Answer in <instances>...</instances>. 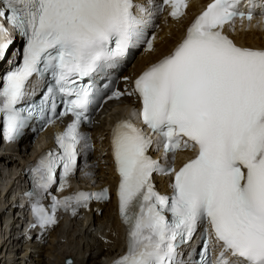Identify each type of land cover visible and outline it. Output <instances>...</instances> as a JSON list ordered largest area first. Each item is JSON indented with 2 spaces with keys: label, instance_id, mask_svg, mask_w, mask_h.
<instances>
[{
  "label": "snow or ice",
  "instance_id": "1",
  "mask_svg": "<svg viewBox=\"0 0 264 264\" xmlns=\"http://www.w3.org/2000/svg\"><path fill=\"white\" fill-rule=\"evenodd\" d=\"M240 0H213L187 30L175 51L136 79L140 117L162 138L164 167L148 153L153 139L133 122L118 123L112 147L120 176V214L128 227L127 254L116 264H264V49L238 46L225 26L254 13ZM173 19L184 16L187 0H162ZM147 10L134 0H0L6 20L25 42L21 62L0 80V116L7 139L21 135L30 118L45 124L71 115L57 134V150L31 169L37 225L56 223V211L108 199L107 190L52 196L51 214L42 204L57 185L62 190L77 169L81 148L91 138L98 92L86 81L125 58L145 36ZM152 36L147 50H153ZM0 23V59L14 43ZM50 77L40 99L30 100L32 78ZM132 93H129L131 95ZM113 92L108 99L119 98ZM62 108L58 113L57 109ZM198 150L177 171L179 151ZM59 173V175H58ZM173 175V193L161 195L153 174ZM203 228L199 260L185 261L181 247ZM71 264V262H69Z\"/></svg>",
  "mask_w": 264,
  "mask_h": 264
},
{
  "label": "bare ground",
  "instance_id": "2",
  "mask_svg": "<svg viewBox=\"0 0 264 264\" xmlns=\"http://www.w3.org/2000/svg\"><path fill=\"white\" fill-rule=\"evenodd\" d=\"M206 1L207 0H193L185 18L178 22H163L154 43L153 50L150 53L141 54V56L136 57L131 66L122 70L121 75L134 78L151 65L158 63L160 60L170 55L185 37L189 19L192 18L193 14L199 12V9L202 8V5L205 4ZM246 27L242 29L236 27L235 34L231 35L234 40L245 48L264 49V25H258L256 21H253L252 24ZM226 32L231 34L229 27L226 28ZM16 44L17 40H15V45ZM14 47L15 46L11 49L9 56L12 54ZM6 70H8L7 59H0V76ZM120 88L122 91H130V87L127 84H121ZM135 106L136 104L133 103L130 97H122L104 103L99 113L92 117L89 131L93 137L95 150L87 157L88 165L86 171L88 174L83 176L80 173L76 175V178L84 183L85 188L100 187L101 185L107 184L110 189L109 194L112 196H109L108 203L105 205L91 206L89 209L78 214L75 218L62 222L57 226L59 229H56L52 233V237L54 238L53 242L58 240V244L66 243V241L69 240L68 238L74 235H77L76 239L80 238V241L76 244L78 247L77 252L73 254L74 252H71V250H64V253L59 258L62 263L59 262L58 264H65L67 258L75 259L72 264H106L118 258L126 251V231L119 221L117 205L114 199L113 185L117 184V179L113 174L110 137L113 127L117 122L124 118L125 115L129 114V111L125 110H132ZM66 122H68V120H66ZM51 135V131L45 130L44 135L39 139L34 138L29 141L28 137H22L18 140L14 148L9 147L8 152L0 154V198L3 196L5 199L4 203L0 201V254L3 253L2 250L4 249L3 259H5L4 262L3 259L0 260L1 264H18L17 262L20 260L21 255L17 252H19L23 246L29 248L34 244V247H37L36 240L30 241L31 245L28 243L29 241H23L22 239L15 241L14 236L16 232L14 227L10 233L6 232V234H4L1 231V226L3 222L7 223V221H11L10 216H5L6 212L10 209L9 205L11 201H13L9 200V197L11 194L17 196L20 192L19 187L21 188L22 185L21 178L23 176V171L28 169L29 166L35 162L44 149L43 145ZM28 141L29 144H26ZM159 184L162 188L168 186V182L162 178L159 180ZM13 199H15V197H13ZM102 209L106 211L100 216L99 213ZM89 218H92L91 222L84 228L85 219ZM69 232L71 233L70 235H68ZM53 250L55 249H52V251ZM13 254V257L10 256ZM87 254L89 256H87ZM101 254H104L103 257ZM7 259L9 260L8 262Z\"/></svg>",
  "mask_w": 264,
  "mask_h": 264
},
{
  "label": "rangeland",
  "instance_id": "3",
  "mask_svg": "<svg viewBox=\"0 0 264 264\" xmlns=\"http://www.w3.org/2000/svg\"><path fill=\"white\" fill-rule=\"evenodd\" d=\"M31 140L32 139H30L29 141H31ZM26 144H29V142H27ZM6 175H7V173H6ZM0 201L4 203L5 199H4L3 196H1ZM105 211H106L105 209H102L101 212L99 213V215L102 216V214L105 213ZM91 219L92 218L85 219L86 221L83 220V221H85L84 228H86L89 225V223L91 222ZM9 223L10 222L7 221V223H5L3 225L2 232L8 227V224ZM56 229H59V228L56 227L54 230H52V232L50 234H48L44 238V244H43L42 247H40V248L38 246L37 247H34V244H33V246H31V247H33V250L30 252L29 251V249H31L30 247L29 248H26V247L23 246L21 248V250H19V252H17V253H19V255H21L20 260L17 263L18 264H48V263L49 264H58L59 262H61V260L59 258L64 253V250L65 251H70L71 250V252H74L73 254H75L77 252V250H78V247L76 246V244L80 241V238L76 239L77 238V235L76 236L74 235L73 237H69L68 238L69 240H67L66 243H60V244H58L59 241L58 240H55L53 242L54 238L52 237V233ZM70 232L68 233V235L71 234ZM52 249H55V250L52 251ZM2 252L3 253L0 254V260L4 258L3 257L4 256V251H2ZM50 254H51V256H50ZM101 255L103 257L104 254H101ZM10 256L13 257L14 254L13 255H10ZM87 256H89V255L87 254ZM31 259H32V261H31ZM71 259L73 261H75L74 258H71ZM4 261H5V259H3V262ZM0 264H1V261H0ZM2 264H7V263H2Z\"/></svg>",
  "mask_w": 264,
  "mask_h": 264
},
{
  "label": "water",
  "instance_id": "4",
  "mask_svg": "<svg viewBox=\"0 0 264 264\" xmlns=\"http://www.w3.org/2000/svg\"><path fill=\"white\" fill-rule=\"evenodd\" d=\"M69 262H71V264L73 263V260L71 259V258H67L66 260H65V264H69Z\"/></svg>",
  "mask_w": 264,
  "mask_h": 264
}]
</instances>
